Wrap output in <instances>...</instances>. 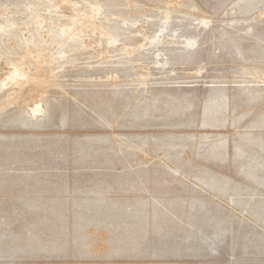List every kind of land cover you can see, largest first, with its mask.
Segmentation results:
<instances>
[{"label":"rangeland","instance_id":"rangeland-1","mask_svg":"<svg viewBox=\"0 0 264 264\" xmlns=\"http://www.w3.org/2000/svg\"><path fill=\"white\" fill-rule=\"evenodd\" d=\"M0 264H264V0H0Z\"/></svg>","mask_w":264,"mask_h":264},{"label":"bare ground","instance_id":"bare-ground-1","mask_svg":"<svg viewBox=\"0 0 264 264\" xmlns=\"http://www.w3.org/2000/svg\"><path fill=\"white\" fill-rule=\"evenodd\" d=\"M19 78V80L13 82L16 85L17 91L22 92L23 90H26L29 94L24 97V100L27 102L32 101V93L35 92L36 87L43 78L34 72L25 70L19 71ZM31 112L32 114H36L37 112H42V109L40 106H37L36 108H33Z\"/></svg>","mask_w":264,"mask_h":264}]
</instances>
